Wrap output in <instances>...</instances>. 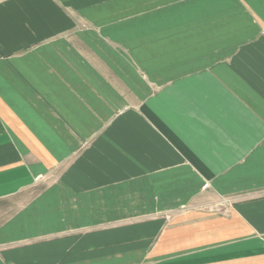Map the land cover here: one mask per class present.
<instances>
[{
	"label": "crops",
	"instance_id": "obj_1",
	"mask_svg": "<svg viewBox=\"0 0 264 264\" xmlns=\"http://www.w3.org/2000/svg\"><path fill=\"white\" fill-rule=\"evenodd\" d=\"M0 264H264V0H0Z\"/></svg>",
	"mask_w": 264,
	"mask_h": 264
}]
</instances>
